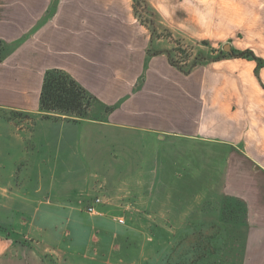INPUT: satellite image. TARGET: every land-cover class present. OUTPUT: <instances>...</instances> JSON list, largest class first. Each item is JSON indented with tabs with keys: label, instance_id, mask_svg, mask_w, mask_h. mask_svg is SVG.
Returning <instances> with one entry per match:
<instances>
[{
	"label": "crops",
	"instance_id": "crops-1",
	"mask_svg": "<svg viewBox=\"0 0 264 264\" xmlns=\"http://www.w3.org/2000/svg\"><path fill=\"white\" fill-rule=\"evenodd\" d=\"M133 3L0 0V40L8 50L0 63V113L18 138L0 139V264H25L29 246L22 235L14 242L11 225H37L40 233L42 222L52 223L42 220V212L53 216L87 204L98 182L96 160L103 157L97 146L103 139H177L206 146V167L165 171L175 182L172 191L182 187L195 200L184 222L192 224L193 234L183 256L194 262L203 256L204 264L215 258L220 264H264V89L256 90L254 103L234 101L228 96L233 90L223 85L225 74L180 70L170 51L137 21ZM227 47L236 59L244 60L237 53H254ZM53 69L97 98V120L44 118L40 96L45 74ZM104 106L114 111L105 115ZM51 123L60 126L59 134L16 135L29 136L37 125ZM186 198L178 195L177 205Z\"/></svg>",
	"mask_w": 264,
	"mask_h": 264
},
{
	"label": "rangeland",
	"instance_id": "rangeland-1",
	"mask_svg": "<svg viewBox=\"0 0 264 264\" xmlns=\"http://www.w3.org/2000/svg\"><path fill=\"white\" fill-rule=\"evenodd\" d=\"M138 1L133 3L137 21L148 26L154 39L170 51L171 60L183 63L177 66L180 70L190 72L198 67L218 77H224L219 75L223 73L226 78L223 85L233 90L229 98L254 103L256 90L264 89V61L262 68L256 70L257 63L236 59L224 47L233 44L236 51L251 50L264 60V0ZM196 13L205 24L196 22ZM236 88L248 89L249 94L239 95ZM93 115L97 116L95 111ZM4 117L1 112L0 139H18L13 135L15 129L2 121ZM46 125H37L29 136L28 132L16 135L20 139H38L37 134L42 138L45 131L50 135L61 131L59 125ZM102 142L97 146L98 155L103 157L96 160L98 182L87 204L53 216L43 217L42 212V220L49 219L52 223L42 222L40 233L37 225H11L13 241L22 235L21 240L29 246L24 257L20 255L24 263L184 264L187 258L183 253L193 234L192 224L184 222L191 216L195 200L192 192L183 193L182 187L181 191H172L175 182L167 176L170 172L165 171L206 167L210 150L177 139ZM74 162L72 165L78 164ZM161 172L165 176L161 177ZM178 195L188 197L180 206ZM96 196L103 202L99 208L101 215L92 216L87 207ZM44 228L51 231L45 234Z\"/></svg>",
	"mask_w": 264,
	"mask_h": 264
},
{
	"label": "trees",
	"instance_id": "trees-1",
	"mask_svg": "<svg viewBox=\"0 0 264 264\" xmlns=\"http://www.w3.org/2000/svg\"><path fill=\"white\" fill-rule=\"evenodd\" d=\"M141 2L142 0L138 1V3ZM7 55V47L0 40V63L6 59ZM235 56L254 60L258 63L257 69L262 68L263 60L250 51L237 53ZM173 64L175 65V63ZM98 103L99 101L94 95L65 71L53 69L46 72L40 96V112L45 119H62L64 117L73 121L97 120V116L93 115V112L95 111L96 114ZM102 109H104L105 115L114 111V107L104 106ZM204 259L205 257L202 256L198 258V262H194L192 257H189L184 264H204ZM215 260L207 264H220V259L215 258Z\"/></svg>",
	"mask_w": 264,
	"mask_h": 264
},
{
	"label": "built area",
	"instance_id": "built-area-1",
	"mask_svg": "<svg viewBox=\"0 0 264 264\" xmlns=\"http://www.w3.org/2000/svg\"><path fill=\"white\" fill-rule=\"evenodd\" d=\"M173 63L175 65L179 66L182 65L183 63H176V61L172 58ZM103 204L102 199L100 197H96L93 199L90 205L87 207V213L92 216L96 215H101L100 213V206ZM119 223H124L123 219H118Z\"/></svg>",
	"mask_w": 264,
	"mask_h": 264
},
{
	"label": "water",
	"instance_id": "water-1",
	"mask_svg": "<svg viewBox=\"0 0 264 264\" xmlns=\"http://www.w3.org/2000/svg\"><path fill=\"white\" fill-rule=\"evenodd\" d=\"M227 49H230V48H229V47H227V48H226V50H227Z\"/></svg>",
	"mask_w": 264,
	"mask_h": 264
}]
</instances>
